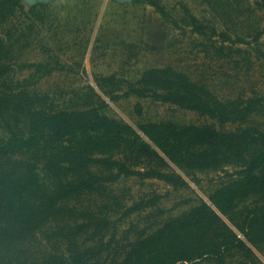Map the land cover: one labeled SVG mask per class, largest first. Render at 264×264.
<instances>
[{"label":"trees","instance_id":"1","mask_svg":"<svg viewBox=\"0 0 264 264\" xmlns=\"http://www.w3.org/2000/svg\"><path fill=\"white\" fill-rule=\"evenodd\" d=\"M135 2L147 3L170 20L157 0ZM256 4L264 11V0ZM25 10L23 0H0V26ZM186 13L194 32L212 42L215 35ZM223 36V44L231 41ZM7 59L0 40V121L10 117L16 128L7 141L0 140V264H101L110 221L71 207L72 201L105 196L108 186L123 177L180 188L188 183L173 167L190 177L228 166L239 168L237 178L210 193L207 202L151 235L141 233L123 255L102 264H232L229 258L235 252L252 264H263L255 250L264 254V131L248 126L225 132L220 127L246 125L252 116L264 114V96L222 101L206 85L170 66L145 71L135 84L115 75L97 77V87L112 100L116 91L110 88L125 86L127 96H151L215 122H149L136 130L95 105L54 110L45 97L21 89L5 91ZM22 120L26 129L20 127ZM40 166L54 181L53 189L44 187ZM253 198L256 205L243 207ZM143 208L137 205L130 213ZM38 236L47 247L41 256L30 249Z\"/></svg>","mask_w":264,"mask_h":264},{"label":"rangeland","instance_id":"2","mask_svg":"<svg viewBox=\"0 0 264 264\" xmlns=\"http://www.w3.org/2000/svg\"><path fill=\"white\" fill-rule=\"evenodd\" d=\"M157 1L170 20L147 3L135 1L23 0L26 12L0 26V40L8 53L5 91L21 89L45 97L47 107L54 110L95 105L136 130L149 122H215L151 96H127L125 86L110 88L116 91L112 100L97 87V77L115 75L135 84L145 71L170 66L206 85L222 101L264 96V11L256 0ZM186 10L206 33L215 35L212 42L188 25ZM223 35L231 41L223 44ZM248 126L264 131V114L252 116L246 125L231 123L220 128L236 132ZM20 127L26 129L27 121L22 120ZM12 131H16L15 121L5 117L0 121V140L7 141ZM39 170L44 187L53 189L52 178L43 166ZM173 170L186 179L187 186L174 188L160 180L123 177L108 186L105 196H85L70 203L110 221L101 264L123 255L141 233L151 235L201 201L207 202L210 193L237 178L239 168L195 172L190 177ZM257 202L253 198L243 207ZM137 205L144 208L130 213ZM30 249L37 256L47 251L41 237ZM255 253L264 264V254ZM229 261L252 264L236 252Z\"/></svg>","mask_w":264,"mask_h":264},{"label":"water","instance_id":"3","mask_svg":"<svg viewBox=\"0 0 264 264\" xmlns=\"http://www.w3.org/2000/svg\"><path fill=\"white\" fill-rule=\"evenodd\" d=\"M116 1H118V2H133L135 0H116Z\"/></svg>","mask_w":264,"mask_h":264}]
</instances>
